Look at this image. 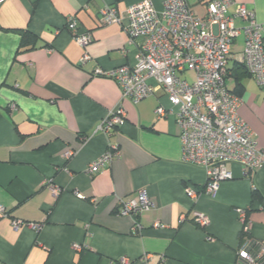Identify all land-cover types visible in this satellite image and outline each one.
<instances>
[{"label": "crops", "instance_id": "0c3cea01", "mask_svg": "<svg viewBox=\"0 0 264 264\" xmlns=\"http://www.w3.org/2000/svg\"><path fill=\"white\" fill-rule=\"evenodd\" d=\"M143 0H5L0 4V264H238L244 209L250 236L264 241V166L248 172L228 164L233 178L219 184L212 196L193 201L186 186L203 190L206 174L181 160L180 128L158 91L138 104L122 100L118 84L93 76L137 59V40L128 43L121 24L100 26L98 14L110 5L124 12ZM167 0H152L158 11ZM205 15L203 0H187ZM264 23V0H235ZM76 15L81 32L92 35L81 47L65 29ZM237 25L242 23L237 21ZM18 30L39 38L35 48L20 50ZM244 49L240 36L232 47L229 68ZM87 54L90 59L81 63ZM244 75V74H243ZM194 78V73L185 75ZM154 85V80H149ZM240 117L264 150V89L249 73L240 80ZM231 90L235 79L228 73ZM16 110L12 109V106ZM122 106L125 122L108 136L98 126ZM120 157L96 176L85 171L109 147ZM74 151L70 159L64 158ZM61 190L54 196L51 187ZM146 190L155 208L137 216L119 215L118 200ZM257 191L261 200L254 199ZM81 194L84 199L77 196ZM210 224L200 228L193 213ZM34 223L39 230L12 220ZM166 228L153 227L154 222ZM141 230L134 232L135 226ZM212 236L213 242L207 241Z\"/></svg>", "mask_w": 264, "mask_h": 264}, {"label": "built area", "instance_id": "2783aa9c", "mask_svg": "<svg viewBox=\"0 0 264 264\" xmlns=\"http://www.w3.org/2000/svg\"><path fill=\"white\" fill-rule=\"evenodd\" d=\"M5 0H0V4ZM205 15L196 14L187 0H167L158 11L152 0H143L119 12L114 6H103L98 14V24H121L128 35V43L139 41L138 54L133 66L122 65L110 70L97 68L93 76L115 81L122 100L138 104L161 91L170 108L162 105L156 109L158 117L174 115L180 128L181 160L201 168L206 174V184L199 191L186 186L185 193L193 201L202 194L212 196L219 184L232 179L228 164H240L248 172L264 166V150L257 146L251 128L240 117L243 100L233 93L228 84V69L232 47L238 37L244 38V49L238 56L256 85L264 89V23L258 21L255 11L235 0H203ZM237 21L242 23L237 25ZM65 29L81 47L92 40L89 32H81L76 15L66 17ZM90 57L85 54L81 63ZM194 73L192 80L183 76ZM154 80L155 84L149 83ZM13 110L16 107L12 106ZM122 106L113 110L98 126V131L108 136L125 122ZM74 151L64 153L65 159ZM120 157L115 145L91 162L85 173L96 176ZM54 196L61 190L52 186ZM81 199L84 197L77 194ZM119 215L137 216L155 208V202L146 190L135 197L118 200ZM241 221V243L237 250L238 264H264V241L250 236L251 224L244 209H238ZM0 214L7 217L4 207ZM193 222L205 229L210 218L202 212L193 213ZM14 228L23 225L39 230L41 226L12 220ZM155 228H166L154 222ZM141 230L137 224L134 232ZM207 241L213 242L212 236ZM116 264H131L121 257Z\"/></svg>", "mask_w": 264, "mask_h": 264}, {"label": "trees", "instance_id": "16d2710c", "mask_svg": "<svg viewBox=\"0 0 264 264\" xmlns=\"http://www.w3.org/2000/svg\"><path fill=\"white\" fill-rule=\"evenodd\" d=\"M18 33L21 36L20 50L33 49L39 42V38L28 30H18ZM228 72H230L231 76L234 77L236 83V87L232 91L233 93L239 95L238 89L241 86L240 80L245 74L248 73V71L243 64L233 63L228 69ZM253 197L254 199H257L259 201L261 200L260 195L257 193L256 190L253 192Z\"/></svg>", "mask_w": 264, "mask_h": 264}, {"label": "rangeland", "instance_id": "374dc122", "mask_svg": "<svg viewBox=\"0 0 264 264\" xmlns=\"http://www.w3.org/2000/svg\"><path fill=\"white\" fill-rule=\"evenodd\" d=\"M189 79H190V80H192V79H193V77H190Z\"/></svg>", "mask_w": 264, "mask_h": 264}]
</instances>
